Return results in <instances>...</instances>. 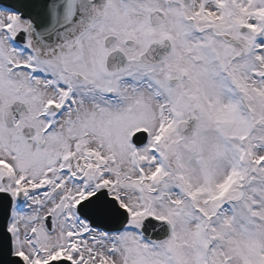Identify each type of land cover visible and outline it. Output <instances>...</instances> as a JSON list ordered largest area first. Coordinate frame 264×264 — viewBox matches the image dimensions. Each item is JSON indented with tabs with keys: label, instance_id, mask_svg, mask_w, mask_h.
<instances>
[{
	"label": "snow or ice",
	"instance_id": "6c2138e0",
	"mask_svg": "<svg viewBox=\"0 0 264 264\" xmlns=\"http://www.w3.org/2000/svg\"><path fill=\"white\" fill-rule=\"evenodd\" d=\"M0 264H264V0H0Z\"/></svg>",
	"mask_w": 264,
	"mask_h": 264
}]
</instances>
